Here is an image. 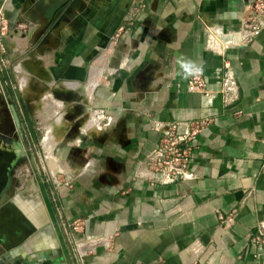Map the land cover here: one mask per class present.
Here are the masks:
<instances>
[{
	"label": "crops",
	"instance_id": "1",
	"mask_svg": "<svg viewBox=\"0 0 264 264\" xmlns=\"http://www.w3.org/2000/svg\"><path fill=\"white\" fill-rule=\"evenodd\" d=\"M250 1L0 0L11 26L4 39L10 69H32L37 60L52 75L53 90L79 94L68 101L70 109L83 103L88 112L103 114L102 129L90 131L100 118L83 124L82 114L68 120L56 110L54 120L70 122L65 131L59 128L55 152L64 158L73 150V181L57 189L43 184L41 202H32L33 219H42L44 204L52 217L53 230L39 233L42 239H27L36 230L14 242L12 232L0 231V264H44V257L31 258L44 250L40 240L47 236L59 240L55 249L63 250L65 264H264V254L256 258L250 244L264 220V32L219 53L208 47L206 31L236 28ZM132 8L140 11L135 28L111 47ZM225 61L234 70L239 99L229 106L216 99L218 123L199 135L188 164L194 177L157 186L134 179L135 162L159 139L146 114L163 122L203 117L204 97L187 90L186 78L194 67L211 75ZM11 83L0 75V89L13 92ZM27 91L32 93L30 85ZM62 99L52 101L59 108ZM42 111L47 115L48 109ZM163 198L178 199L164 209ZM73 222L85 233L116 236L108 249L80 262Z\"/></svg>",
	"mask_w": 264,
	"mask_h": 264
},
{
	"label": "built area",
	"instance_id": "2",
	"mask_svg": "<svg viewBox=\"0 0 264 264\" xmlns=\"http://www.w3.org/2000/svg\"><path fill=\"white\" fill-rule=\"evenodd\" d=\"M7 1V0H4ZM140 11L132 8L125 17L124 24L118 29L111 39L110 45L115 48L130 35L135 28ZM11 26L4 7H0V55L4 53V39L8 36ZM208 47L215 52L222 53L230 46L246 45L264 32V0H252L248 2L239 17L236 28H225L222 25L207 26ZM186 86L189 92H198L204 97L203 117L195 120H172L163 122L156 119L150 113L146 116L152 124V128L159 133V139L155 147L139 158L134 164L133 178L147 181L152 186L180 183L194 177L188 164L197 148L199 135L218 123L219 113L215 106L217 98H222L225 105L234 104L239 99V85L228 61L224 67L216 68L211 75L201 67L192 68L186 78ZM94 118L99 117V130L102 129L103 114L99 109L94 112ZM54 189L64 184H71L72 179L67 174L63 184L56 178H50ZM178 198H163V208L174 204ZM78 222H73L72 229L79 236L72 235L75 253L80 262L88 255L98 254L99 248L108 249L115 234H89L78 229ZM223 221L222 226H225ZM250 244L256 248L255 257L264 254V220L258 224L257 231L251 235Z\"/></svg>",
	"mask_w": 264,
	"mask_h": 264
},
{
	"label": "rangeland",
	"instance_id": "3",
	"mask_svg": "<svg viewBox=\"0 0 264 264\" xmlns=\"http://www.w3.org/2000/svg\"><path fill=\"white\" fill-rule=\"evenodd\" d=\"M6 52H7V49L4 46V53L2 52V54L0 55V75H3L4 73H6L10 77L12 81L11 86L14 89L13 91L14 97H16L18 101L20 102L24 100V98H26L29 94L27 90H29L30 80L32 77V73H31L32 69L27 66L20 67L19 70L14 69L15 68L14 66L12 67L13 69H10V63L12 60L10 59V57L8 56ZM24 61L19 62V63H24ZM94 70H96V73L92 75L91 82L95 84L99 80L101 73H100V68L94 69ZM13 74L16 75V80L13 78ZM61 85L62 87L67 88V89H73V90L78 89V90H82V92L85 94L87 93L85 91L86 89H83L81 86H77L76 83L72 84V83L62 82ZM61 98H64L65 100L62 99L63 101L61 103L62 107L58 108V106L53 103L52 99H55L56 101H58ZM79 98H80L79 94L74 91H69V90H64V89L53 90L52 85L50 83L47 84L46 82L44 83V89H42V92L39 94V99L36 102L37 104H39V106L35 105V110L33 112V123L36 128V131L38 132L39 140L38 142L35 143V145L32 146L33 151H31L30 149V161H28L24 165V167L25 168L28 167L30 169L32 176L29 179L33 178L35 180L34 182L35 184L33 185V188L36 187V189L41 193V198H43L42 196L43 195L42 194L43 184L46 186L49 185L52 188V181L50 178H56L59 181H61L63 184L65 183V181L67 183V181L70 180V179H67V174L68 175L71 174L70 166L72 164H70L71 162H69V158L73 156L72 155L73 150L66 149L68 150L66 152L63 150L64 151L63 154L66 153L64 154V158H60L57 152H55V147L57 146L58 142L61 140V135H62L59 133V128L62 127L61 130L65 131L68 128L69 123H70L68 120L74 119V117L78 114H82L81 119H84V120L86 119L83 122V124L89 121L92 117H94L93 114H91L89 119H87L88 117L87 112L89 109L83 103L70 109L68 105V101L72 102L74 100H78ZM47 104L49 105V107L46 106ZM43 109H48V112L46 113L47 115H44L42 111ZM58 109H60V113H66V117H69L67 118L68 120H66L68 122L67 123L68 125L66 124L64 126L63 120L57 119L58 118L57 116L59 114H57L56 110ZM54 116L57 117L56 118L57 120H54L55 119ZM42 120H45V122H43ZM58 120H60L59 123H58ZM74 126L76 127V125ZM38 128H41L39 130L40 131L42 130L43 133L38 131ZM49 133L53 135L52 138L55 140V142L57 141V143H55L56 145H54L52 152L50 154L47 153L43 145L46 135ZM63 142L65 144L66 139ZM61 144L63 145V143ZM35 202L39 203L41 201L35 197ZM49 212L50 211L47 205L44 204L43 209L39 210V213H38V214L43 215L42 219L41 218L38 219V225L39 224L42 225V220H44V224L43 226L40 225L38 231L35 234L29 235L27 239H33L34 241H36V239L39 236H40V239H42L41 238L42 236L39 233L45 232L46 234H49V232L53 230L52 217ZM40 241L42 243L43 242L45 243L44 245L45 248L43 251H40V254H37L34 256V258H31V263L33 260H36L38 258L42 259L43 257H44V261H43L44 264H62V263L65 264L66 263L63 260V256H64L63 250L61 249V252L58 253L57 249H55L56 244L58 245L59 240L57 241L54 236L52 237L47 236L46 240H43V241L40 240ZM33 245L35 247V243H33Z\"/></svg>",
	"mask_w": 264,
	"mask_h": 264
},
{
	"label": "flooded vegetation",
	"instance_id": "4",
	"mask_svg": "<svg viewBox=\"0 0 264 264\" xmlns=\"http://www.w3.org/2000/svg\"><path fill=\"white\" fill-rule=\"evenodd\" d=\"M38 98L39 94L27 96L20 103L11 88L0 89V231L12 232L14 242L39 229L32 202L41 193L33 188L35 180L29 179L30 169L24 167L39 140L33 123Z\"/></svg>",
	"mask_w": 264,
	"mask_h": 264
},
{
	"label": "water",
	"instance_id": "5",
	"mask_svg": "<svg viewBox=\"0 0 264 264\" xmlns=\"http://www.w3.org/2000/svg\"><path fill=\"white\" fill-rule=\"evenodd\" d=\"M43 31V30H42ZM37 38V37H36ZM35 38V40H36ZM34 40V41H35ZM34 68H32V77L30 80V91L32 93L28 94L29 97L34 98L36 95L40 94L43 89V84L46 83H52L53 77L52 75L47 71L45 67L40 65L38 61L34 60L30 62Z\"/></svg>",
	"mask_w": 264,
	"mask_h": 264
},
{
	"label": "bare ground",
	"instance_id": "6",
	"mask_svg": "<svg viewBox=\"0 0 264 264\" xmlns=\"http://www.w3.org/2000/svg\"><path fill=\"white\" fill-rule=\"evenodd\" d=\"M96 120L97 121L95 124H93L92 126L91 125L89 126L90 131H99V125L98 124H99L100 120L99 119H96ZM52 136L53 135L51 133L47 134L46 138L43 142L44 148L46 149L48 154H50L52 152V149L56 143L55 140L52 138ZM57 246L58 245L56 244V247ZM32 258H34V257H32Z\"/></svg>",
	"mask_w": 264,
	"mask_h": 264
}]
</instances>
